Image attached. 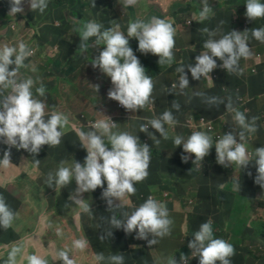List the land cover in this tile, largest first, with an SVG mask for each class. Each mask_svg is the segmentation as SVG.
<instances>
[{
    "label": "clouds",
    "instance_id": "clouds-1",
    "mask_svg": "<svg viewBox=\"0 0 264 264\" xmlns=\"http://www.w3.org/2000/svg\"><path fill=\"white\" fill-rule=\"evenodd\" d=\"M123 3L124 7L134 6L137 0H123ZM202 4V10L199 13L200 21L207 19L213 12L208 0H202ZM47 7L48 0H8L1 7L6 13L3 24L6 20L9 21L10 15L19 13L26 15L37 10L43 13ZM93 7H96L95 0H93ZM245 15L250 21L264 18V3H261V0H247ZM9 25L10 22L4 32L10 29ZM102 27L93 19L83 22L81 29L78 30L81 37L78 41L81 44L78 51L94 53L91 65L102 79V83L105 84L108 100L118 110L125 115L143 113L140 118L141 122L139 124L135 122L137 126L132 127L135 131L147 133L154 140L156 136L149 132L151 128L159 132L164 139H168L165 124L175 126L178 121L170 111H165L160 116L162 110L156 109L157 86L153 84L150 72L156 69L158 64L171 66L174 61L175 28L173 24L152 16L149 22L136 20L129 22L127 37L119 31L118 24L104 31H101ZM202 31L208 33L210 38L203 43V49L206 51L196 56L195 65L186 67L190 70L193 79L200 80L203 77L213 82L210 73L218 67L215 58L223 62L220 67L226 69L228 73L242 75L239 61L241 58L248 59L252 55L247 37L242 35V32L232 30L217 40L211 38L215 36V32L207 28ZM251 31L255 40L264 43V28H253ZM20 38L23 39L24 36ZM94 38H96L94 45L105 46L103 51L97 52L95 48H89L88 42ZM129 38L138 40V46L131 43V45H136V48L132 46L134 51L130 47ZM21 39L13 38L2 41L4 47L0 49V143L9 146L3 158L0 159V167L4 168L12 163L11 147L39 154L44 145L58 146L64 135L63 129L69 124V119L65 114L55 111L49 119L45 120V104L35 99L31 91L34 81L31 78L18 81L19 69L25 66V59L33 54L21 42ZM15 42H20L18 48L14 47ZM12 57L15 59L13 60ZM82 58L85 61V57ZM11 65H15V68L10 71ZM176 71L181 73L178 83L173 82L168 92L176 94L175 90L179 87L180 93L184 94V90L189 88L185 67L180 66ZM95 88L99 91V85H95ZM8 89L10 92L5 95V90ZM36 92L44 96L45 87L41 85ZM196 95L204 96L203 93H196ZM205 102L209 105L224 103L219 97H205ZM172 107L179 110L181 106L174 100ZM226 110L234 113L235 123L225 129L226 134L217 135L218 140L214 143L207 133L195 131L186 141L177 135L174 138V144L176 147L182 145L185 153L194 154L193 163L196 166L202 165L214 144L217 163L224 167L240 166L242 173L247 167H253L252 169L256 170V161L258 175L255 182L264 188V147L256 148V142L260 140V137L255 134L257 127L264 126L257 118L259 111L253 114L247 105H242L239 111L233 107L231 97L228 98ZM206 121L210 122L207 119ZM121 124L125 125V122L120 117L101 108L98 119L90 120L85 128L77 129L75 132L71 152L86 149L87 156L84 164L75 161L74 166L69 168L64 166L65 161H61L55 175L51 173L48 175L46 184L52 187L55 183L56 189L63 188L74 178L78 186L76 193L82 194L95 191L98 187L104 188L106 181L107 187L103 190L102 198L106 200L108 209L122 207L126 196L135 194L134 184L142 182L149 175L151 157L149 145L142 144L138 136H133L128 132H112V129ZM206 130L213 131L214 127L208 129L206 126ZM105 136L109 143L104 142ZM155 143L158 144L159 141L155 140ZM107 144L111 145L110 150ZM181 159L187 163L189 156L182 155ZM39 162L37 159L36 164L38 165ZM248 174L251 175L250 172ZM220 188L223 189V184ZM238 188L239 185L234 186V190ZM69 199L80 204L84 212L92 211L90 206L83 204V200L77 199L76 195H70ZM114 200H119L121 203L117 205ZM15 217L16 214L6 204L3 196H0V227L10 228ZM110 223L116 229L123 228L126 234H131L138 229L136 239L147 240L148 246L152 247L158 243L157 238L171 235L173 221L169 218L167 207L149 196L131 215L127 216L126 221L117 219L113 215ZM149 234L152 235V239H148ZM107 235L111 237L113 233L108 232ZM99 238L103 240L105 237L101 235ZM86 244L87 242L83 239L73 242L74 248L78 250H83ZM188 247L192 250V257H199V264H217V262L231 264L230 257L235 255L232 244L223 239L214 238L210 220L201 224ZM22 253V246L12 247L4 264H17V257ZM58 257L63 264H74L68 251L61 250ZM95 259L103 261L105 257L99 253ZM108 260L111 264H123L124 257L112 255ZM188 260V256L181 254V264H188ZM27 264H47V261L33 254L27 257ZM167 264H178V262L175 257H169Z\"/></svg>",
    "mask_w": 264,
    "mask_h": 264
},
{
    "label": "rangeland",
    "instance_id": "rangeland-1",
    "mask_svg": "<svg viewBox=\"0 0 264 264\" xmlns=\"http://www.w3.org/2000/svg\"><path fill=\"white\" fill-rule=\"evenodd\" d=\"M6 1L8 0H0V8ZM82 1L85 2L87 0ZM189 1L192 0H137L134 6L124 7L123 0H97L96 3H102L100 4L101 6L99 7L98 5L96 8H99L95 11L94 9L96 8H94L88 15L95 22L103 26L101 31L114 28L115 25L118 24L120 26L119 31L124 33L127 37V28L129 22H133V17L136 20H143L145 16L152 15V17L163 19L165 14L172 16L171 11L183 5L187 6ZM198 1H200V3L197 4V7L203 6L202 0ZM52 3L55 2L53 0H48V8L52 6ZM211 4L215 5L214 2ZM89 9V5L84 7L86 11H89ZM225 9L226 6H223L215 9V12L217 14V12L224 11ZM63 11L71 16L68 18V20L71 21V25L66 31V37L64 35L67 41L64 40L63 43H53L52 40L49 39L47 43L39 44L36 42L37 47L35 48L34 38L24 39L25 41L22 40L21 42L29 49L34 50V54L26 59L24 61L25 66L19 69L17 74L19 78L18 81L31 78L34 81L32 88H34L37 83L41 82L43 86L47 84L56 86L57 91L52 92L51 97L48 96L50 98V103L46 104L45 101L43 102L45 104V120L49 119L54 111L63 114L67 113L73 120H76L74 126H78L82 122L87 123L97 118L100 115V109L103 108L110 111L114 116L120 117L126 125L135 128L137 124L134 120L140 119L143 113L125 115L108 100L105 84L102 83V79L91 65L94 53L92 51H78L81 44L78 43L75 37V31L80 19L72 16L71 8ZM233 13L236 15V8H234ZM193 17L197 18L198 13H194ZM36 20L35 18L29 20V22H33L36 25L34 31H28L25 29V24L20 23L16 24L15 31L10 28L7 32H4L9 21L6 20L5 24H0V49L4 47L2 41L19 38L20 36L27 37L33 32L40 33L38 28L40 23ZM60 20H62V17L58 16L52 21L53 23H58ZM181 20L183 22H180L182 42L180 51L183 52L188 48L187 43L189 35L187 33L186 24L189 23L190 17L183 15ZM72 30L74 34L71 33ZM19 43L20 42H15L14 47L18 48ZM129 43L133 51L134 48L131 43H135L138 46V40L135 38H129ZM95 49L97 52L104 50L100 48ZM43 50H45V52H43ZM62 53L65 54L64 58H62ZM182 54L179 55V59L182 58ZM83 56L85 57V61H83L78 72L72 74V71ZM48 60L52 61L51 65L46 69L45 67L40 68V66H44ZM14 68L15 66L12 70H14ZM55 77H57V80L48 81V78ZM166 77L173 80L176 78V75L175 73H171ZM95 85H99V91L95 88ZM207 87L208 86L200 84L197 86V89ZM165 89H167V87ZM9 92L10 89L5 90L4 94L7 95ZM175 98L176 96H174V100ZM206 119L210 120L207 117ZM213 122L216 128L222 125L220 121ZM63 132L64 135L58 146L50 147L49 145H44L39 154H32L24 149L18 150L16 147H11L12 163L7 168L0 167V191L1 193L7 194L6 198H4L5 202L16 214L15 222L14 224L12 223L14 228H16V234L13 233L11 226L6 229L5 234L2 235L5 230L3 227H0V243L6 244L4 247H0V264H4L9 251L14 246H22L23 255L26 257L35 254L45 259L47 264H63L58 257V253L61 250L69 252L70 258L74 260V264H105L107 261L110 262L108 260L110 256L122 255L121 247L124 246V241L120 240L119 244H117L115 238L117 230L110 223V219L114 215V212L121 207H113L109 210L107 221L104 224H99L96 219H92L91 215H88V212L83 211L80 204L69 199L68 193L70 192V187L56 189L55 183H53L52 187L46 184L48 175L50 173L55 175V168L59 166V163L63 159L64 151H67V145L70 143V133L68 129H63ZM112 132L120 133V126H116V128L112 129ZM104 138L107 137L105 136ZM157 140L160 142V136L157 137ZM169 140H171V138L168 136V139H165L163 142ZM8 148V145L0 143V159L3 158V154ZM72 152L80 153L81 150ZM60 157L61 160H59ZM37 159L40 161L38 165L36 164ZM184 167L185 171L182 172L183 174L177 175L181 181L179 184L181 192L176 193V200L172 197L169 190H160L157 180L147 178V180L143 181L138 189H136L135 194L126 196L122 207L138 205L146 201L149 196L157 200L161 198L164 201L173 202L175 206V215H182V219L185 220L186 214L191 212V207L186 209V206H191L192 201L190 199L198 196L197 194L199 193L201 182L194 176V173H196V171L198 172L201 166H196L193 162L191 163L188 161L185 163ZM214 168H227V178L214 187L211 193L213 209L211 212H203L202 216L204 220L197 221L194 229L200 228L201 224L210 220L214 238L223 239L233 245L238 238L236 234L234 235L235 227L233 224L231 222H225L224 228H216V219L220 218L221 214V212H218V209L229 202H237L241 198L248 199V197H253V199L257 201L255 203H259V206L255 208L251 218L264 220V198H261L264 197V188L255 182L254 188L244 192V185L237 183L239 188L234 190L232 186L237 182V178L233 172L234 169H230L229 166L224 167L220 164H217ZM252 168L253 167H247L244 171ZM257 168L258 165L256 166V171ZM221 184H223V189L228 187L233 189L231 190V197L222 202L219 195V191L223 190L220 188ZM106 187L107 182L105 181L104 188ZM104 188L99 187L96 192H85L86 195L83 196V204L91 206L93 201L96 202L101 200ZM175 189L174 187V190ZM61 194L62 197L65 196V201L63 203L66 204V201L70 202L74 207L71 209L69 216L66 219H61L60 222V206L62 202L58 198H60ZM10 197L15 201L14 203L10 201ZM197 202H199V200H197L196 203ZM114 203L118 205L121 202L119 200H114ZM85 215H87V221L81 228V223L85 219ZM229 217L231 218V208H229ZM105 220L106 217L102 219V221ZM67 226H72L76 229L73 240L66 233ZM182 229L186 237V224L183 225ZM245 229H247L246 224ZM58 231L60 233L59 235ZM108 232H112L113 235L111 237L108 236ZM263 232L264 225L258 228L256 234H263ZM78 235L79 239H83L87 242L83 250L75 249L73 246V242L78 238ZM101 235L105 237L103 240L99 238ZM150 237L151 235L149 234L148 238ZM252 251L253 257H263L264 245L254 250L250 247H244L235 252L237 254H244V257L248 258L252 256ZM176 252L177 251L170 256L173 257ZM99 253L104 255L105 259L103 261H97L95 259L96 255ZM151 254L152 249L150 250V255ZM261 260L263 261V259ZM123 264H127L125 260ZM234 264L248 263L246 259H241Z\"/></svg>",
    "mask_w": 264,
    "mask_h": 264
},
{
    "label": "crops",
    "instance_id": "crops-1",
    "mask_svg": "<svg viewBox=\"0 0 264 264\" xmlns=\"http://www.w3.org/2000/svg\"><path fill=\"white\" fill-rule=\"evenodd\" d=\"M209 6L212 7L213 12L209 14V17L207 19H204L203 21H200V11L202 10L203 6H198L197 4L200 3L198 0H192L189 1L187 6L183 5L180 6L178 9L171 11L172 16L170 15H164L163 20H166L167 22H170L173 24V27L175 28V47L173 49L174 52V61L171 66L165 64L163 66L157 65V68L150 72V77H152L153 84L157 87H161L165 95H161V100L168 99L167 106L161 111L160 116L165 111L172 112L174 118L178 121V123L175 126H169L165 124V129L168 132V136L171 138V140L167 142H163L165 139L160 136L159 132H157L155 129L149 128V132L155 135L156 137L154 140L150 138V136L147 133L135 131L132 127L126 126V124L120 125V132H128L129 134L133 136H138L139 140L142 144H147L149 147H159L162 145L170 144L175 149V151L178 153V157L175 160V169H183L185 171V163L182 161L181 156L182 155H188L189 160L191 163L193 162L192 154L185 153L183 150V146H178L174 144V138L179 135L183 137L184 141L188 139V137L195 131H202L207 133L208 135L212 131L206 130V124H203L201 122V117H207L210 120V123L213 125L214 130L213 131H220L222 129H228L232 125H234L235 121L233 119L234 113L228 112L226 110V104L228 103V98L231 97L233 107L237 110H241L242 105H249L252 110H257L259 112H262L261 115H264V95L263 88H262V82L264 81V70H261V72H257L253 74L254 72L251 71L252 67H256L257 69L263 68L264 69V61L263 59L259 58L257 59V53L261 52L264 55V43H261L257 40H255L252 36L251 29L253 28H264V18H258L255 21H250L245 13H246V3L247 0H208ZM214 2L215 5H212L211 3ZM261 3H264V0H261ZM226 6V9L221 12H216L214 9H218L220 7ZM216 7V8H215ZM236 8V15H234L233 10ZM238 10H240L238 12ZM198 13V17L194 18L193 14ZM186 15L190 17L189 23L186 24L187 27V33L189 35L188 40V48L181 52L180 48L182 46L181 42V27L180 22H183L181 20L182 16ZM192 20L198 21L196 24V28L199 29V35L198 33H195L192 31V28L190 26V23ZM0 24H2L0 20ZM3 25V24H2ZM50 23H44L40 24L38 26L40 33L33 32L28 37L31 38H37L40 37V39L44 38V42H49V39H54L46 34H49L48 30L50 29ZM36 25L33 22H29L28 25H25V29L28 31H34ZM207 28L211 32H215V36L211 37L213 39H220L223 35H226L230 33L232 30H236L239 32H242V35L247 37L248 40V46L251 48L252 55L248 59L241 58L239 61L240 68L242 69L243 74L238 75L236 73H228L226 69H223L220 67V65L223 63L219 58H215L218 67L213 70L212 73H210L213 82L211 80L205 79L201 77L200 80L193 79L191 72L188 68H186L188 65H195L196 62V56L200 55L202 51H206L203 49V43L209 39L208 33H205L202 31V29ZM246 31V32H244ZM37 42V41H36ZM45 52V50H43ZM183 53V54H182ZM182 54V58L179 59V55ZM62 58L63 55H62ZM14 60L15 57H12ZM157 60H159V56H157ZM83 58L79 60L77 63L75 69L72 71L73 73L78 72L80 69V65L82 64ZM52 63V61H51ZM15 65H11L9 70L11 71L12 68ZM180 66L185 67V73L187 74V77L189 79V88L184 90V94L180 93L179 87L175 90L176 94L174 92H168L171 88V85L173 82L178 83L179 76L181 73H178L176 69ZM158 71V74L155 71ZM171 73H175L176 78L171 80L168 76ZM18 78V77H17ZM170 83V84H168ZM208 86L207 88H200L197 89L198 85ZM167 87V89H165ZM234 89V90H233ZM227 91V92H226ZM196 93H203L204 96L196 95ZM171 96V97H170ZM180 104V109L177 110L172 107V102L174 101ZM170 97V99H169ZM205 97H219L221 100L224 101V103H221L219 105H209L205 102ZM194 109L200 111L202 115L196 114ZM65 115L69 119V124L66 126L68 129V132L75 136V132L77 129L85 128L87 126V123H81L78 126H74L76 123V120H73L67 113ZM220 121L221 126L216 128L214 126L213 121ZM144 123H147L146 120H143ZM257 130L255 131V134L260 137V140L256 142V148L264 147V126L263 127H257ZM160 136V142L157 144L155 143V140H157V137ZM104 142L109 143L107 138H104ZM163 142V143H161ZM214 143V142H213ZM152 147V148H153ZM111 148H109L110 150ZM210 153L217 155L215 144L213 145L212 149L210 150ZM87 156V150L84 149L80 153L71 152L68 155H64L63 159L61 161H65L66 167H73L75 164V161L80 162L82 165L85 162V157ZM68 157V158H67ZM20 158V154H19ZM67 158V159H65ZM154 157L150 159V165H149V175L147 178H153L157 180L159 184V188L161 191H170V194L173 193V198L176 200V193L174 192V183L170 179H166L164 182H160L152 173V165H153ZM102 162V161H101ZM61 162L59 163V166L55 168V172L60 167ZM257 164L255 161V168ZM197 172V171H196ZM251 173L249 175L248 173ZM258 175V172L255 169L247 170L241 173L240 177L237 178V182L234 184L237 185L240 182H245L240 185L243 186L244 192L249 191L250 189L254 188L255 180ZM227 176V175H225ZM144 179L143 181L147 180ZM142 181V182H143ZM201 182V185L199 186V193L198 196H195L194 198H191V206H186V209L191 207V212L186 214L185 220L182 219V215H175L174 213V205L173 202H167L159 198L160 201L165 202V206L167 207V210L169 212V218L173 221V224L171 226V235L165 236L164 238H157L158 243L156 245H153L152 247L148 246L147 240L144 239H136V235L138 232V229L131 234H126L123 228L116 229L115 238L117 244H119L120 240L124 241V247H127L130 250H138L142 252L147 258H149L148 263L149 264H167V259L171 257L170 255L174 253L176 254L173 256L177 260L178 264H181L180 262V256L181 254H184L185 256L189 257L188 264H199V257H192V250L188 247V244L194 240V234L198 229H194L193 233L191 235H188V232L185 235V232L183 231V225L186 224L187 230L190 229V227L193 225L196 219H201V215L203 212H211L213 209V205L211 202V193L214 189V187L217 186L218 183L222 181H211L209 182V179H199ZM142 182H137L134 184L135 189H138L140 184ZM233 184V188L234 185ZM70 187V192L68 193V196L70 195H76L77 199H82L83 196L86 195V193L77 194V183L75 179L71 181L70 184L65 186L64 188ZM99 189V187L93 191L96 192ZM1 190V189H0ZM231 190L230 187L224 188L223 190L219 191L220 199L222 201H226L231 197ZM14 194V193H13ZM0 196H3V198H6V193H1ZM264 198V197H261ZM199 200V202L196 203V201ZM11 202H15L12 197H10ZM252 197L251 203L247 202V199L241 198L237 202H232L231 207V218L229 217V209H226L225 211H222L220 214V220L222 223H229L231 222L233 226L235 227V233L237 235V240L233 244L235 251L239 250L240 248L244 247H250L253 250L259 248V246L264 245V232L263 234H256L257 228L260 225H264V220L261 219H252L251 215L255 208L259 206V203ZM141 204L135 206H127V207H121L118 208L114 215L117 219H120L122 221H126L127 216L131 215V213L138 208ZM66 207H74V205L67 204ZM91 212H88V215H91L92 219H96L99 224H104L107 221L108 216V205L105 199L101 198L99 201H93L91 206ZM106 217L105 221H102ZM87 221V215H85V219L81 223V228L83 225H85ZM15 222V219L13 221V224ZM245 224L247 225V229H245ZM2 235L5 234L6 229H4ZM76 229H74L72 226L70 229H67V234L70 236V238L73 240L74 232ZM12 231L14 234H16V228L12 225ZM1 235V236H2ZM151 235V234H150ZM152 235L148 239H152ZM15 239V238H14ZM79 239L78 238L76 240ZM6 244L0 243V247H4ZM135 246V247H133ZM152 249V254L150 255V250ZM253 255V251H252ZM252 257V258H250ZM248 258H245L247 260L248 264H257L259 260L263 259V257H253L250 256ZM244 259V260H245ZM241 260L240 254H237L235 252V255L230 257L231 264L236 263L237 261ZM17 264H27V257L25 255L18 256L17 257ZM105 264H111L110 262H106ZM219 264V262H217Z\"/></svg>",
    "mask_w": 264,
    "mask_h": 264
},
{
    "label": "trees",
    "instance_id": "trees-1",
    "mask_svg": "<svg viewBox=\"0 0 264 264\" xmlns=\"http://www.w3.org/2000/svg\"><path fill=\"white\" fill-rule=\"evenodd\" d=\"M54 2L55 3H52V6H50L49 8L47 7L43 13H40L37 10L35 12L32 11L30 13V15H22V13H19L17 15H15V14L10 15L8 17L9 22L11 25H13L14 28H16V24H20V23L25 24L26 21H28L26 23V25H28L29 20L32 18L37 19L36 21L39 22L40 24L50 23L51 26H50V29L48 30L49 34H46V35L56 39V41L58 43H63L64 40L67 41L65 38L66 37V31H67V29H69V27L71 25V21L68 20V18L71 16L67 15L65 13V11H63V10L71 8L72 16H75L78 19H80L78 21L77 28L75 31V37L79 41V40H81V37L79 36L78 30L81 29V25L85 21L89 22L92 18L89 17L88 14L91 13V11L94 8H96L98 5L100 7L101 6L100 4H102V3H96L97 0H95L96 7H93V0H87L85 2L82 0H54ZM86 5H89V7H90L89 11L84 10V7ZM98 8L94 9V11L97 10ZM239 11L240 10H238V12ZM58 16L62 17V20H60L58 23H53L52 20H55ZM151 16L152 15L145 16L142 21L149 22L151 20ZM5 18H6V13L3 9L0 8V20H1L2 24L5 22ZM134 21H136V19L133 17V22ZM197 22L198 21L192 20L190 23V26L192 28V31L195 33H198V35H199V29L196 28ZM71 33L74 34L73 30ZM64 35H65V37H64ZM18 39H21V38L19 37ZM95 39L96 38H94L93 40H90L88 42L90 45L89 48H102V49H104L105 46H103V45L97 46V45L93 44L95 42ZM132 46L136 48L135 44H132ZM62 55H63V57L65 56L64 53H62ZM50 65H51V61L48 60V61H46V64L44 66H40V68L45 67V69H46ZM261 70H264V69L259 68L257 71L261 72ZM155 72L158 74L157 70ZM253 74H255V73H253ZM50 80H57V77L48 78V81H50ZM41 83H37V85L31 89V91L33 93V97L35 99L42 101V102L45 101L46 104H49L50 103L49 97H51L52 92L57 91V88L55 85L51 86V85L47 84L46 86H44L45 87V95L40 96L36 92V89L41 86ZM263 83H264V81L262 82V88H263ZM168 84H170V83H168ZM161 95H165V92L161 87H157V93H156V104H157L156 109L157 110H163L167 106V100L166 99L161 100V98H160ZM247 106H249V105H247ZM251 110H252V108H251ZM194 111L196 112V114L202 115V113L200 111H198L196 109H194ZM252 113L257 114L258 111L252 110ZM97 119H98V117H97ZM134 121L137 124H139L141 122L140 119H135ZM224 134H226L225 129H222L218 132L212 131L209 135L212 137V140L214 142V141L218 140V136H223ZM74 139H75V136L73 137V135L70 134V143L67 145V148H66L67 151H64V155H68L71 153V146L73 144ZM107 145H109V148H111L110 144H107ZM152 147H150V157L151 158L154 157V160H153L151 173L161 183L164 182L166 179L172 180V182L174 183L175 188H176L174 190V192L175 193L181 192V188L179 187V184L181 183V181L177 177V175L183 174L182 172L184 170L180 169V168L175 169V160L178 157V153L175 151V149L170 144L162 145L159 147H153V148ZM192 159L195 160L194 154H192ZM59 160H61V157L59 158ZM217 164H218L217 163V155L210 153L209 155H207L205 157L204 161L202 162V165H199V166H201V169H198V172L194 173V176L198 179H209V182H211L213 180L214 181L224 180L225 178H227V176H225V175H227L226 174L227 168L215 169L214 167H216ZM229 168L234 169L233 172H234L235 177L241 176L240 166L229 165ZM243 183H245V182H240L239 184H243ZM171 195L173 197V193ZM58 199L62 202V204L60 206L61 210H60V218H59V221L61 222V219H66L69 216L70 211L73 207H66L67 204H71V203L67 202V201H66V204L63 203L65 201V196L62 197V194L60 195V198H58ZM251 201H252V197H248L247 202L251 203ZM232 204H233L232 202L225 204L224 206H222L221 208L218 209V212H222V211H225L226 209L231 208ZM214 213H216V212H214ZM203 220H204L203 216L201 217V219H196L195 222L193 223V225L190 227V229L187 230L188 235H191L193 233L197 221H203ZM215 224H216V228H220V229L224 228V223L221 222L220 218L216 219ZM260 226H263V225H260ZM70 227L71 226H67V229H70ZM258 228H257V231H258ZM121 252H122V256L124 257V260L126 261L127 264H149L148 263L149 258H147L142 252H140L138 250H130L127 247L122 246ZM240 258L242 260H244L245 259L244 254H240ZM257 264H264V262L262 260H259V262H257Z\"/></svg>",
    "mask_w": 264,
    "mask_h": 264
},
{
    "label": "built area",
    "instance_id": "built-area-1",
    "mask_svg": "<svg viewBox=\"0 0 264 264\" xmlns=\"http://www.w3.org/2000/svg\"><path fill=\"white\" fill-rule=\"evenodd\" d=\"M26 15H30V14H26ZM28 21H26L25 22V25H26V23H27ZM9 28H11L13 31H15L16 30V28H14L13 27V25H9ZM26 40V39H31V37H26V36H24V38L23 39H21V41L22 40ZM33 39V38H32ZM35 40H34V45H35V48L37 47V44H36V41H37V43H39V44H42V43H47V42H44L43 40H44V38L43 39H40V37H37V38H34ZM24 40V41H25ZM52 40V42L54 43H58L57 41H56V39H51ZM31 51H32V53L34 54V50L33 49H30ZM41 50H42V48H41ZM33 54L31 55V56H33ZM30 56V57H31ZM258 57L259 58H261V59H263V61H264V55L261 53V52H258L257 53V59H258ZM29 58V57H28ZM28 58H26V59H28ZM25 59V60H26ZM258 69L256 68V67H252L251 68V71L252 72H254V73H257L258 71H257ZM263 95H264V83H263V93H262ZM262 114V112H259L258 114H257V118H258V120H259V122H260V124L261 125H263L264 124V115H261ZM201 122L203 123V124H206L207 125V128L208 129H212L213 128V125L210 123V122H208V121H206V119L204 118V117H202L201 118Z\"/></svg>",
    "mask_w": 264,
    "mask_h": 264
},
{
    "label": "flooded vegetation",
    "instance_id": "flooded-vegetation-1",
    "mask_svg": "<svg viewBox=\"0 0 264 264\" xmlns=\"http://www.w3.org/2000/svg\"><path fill=\"white\" fill-rule=\"evenodd\" d=\"M155 200H157V199H155ZM158 201V200H157ZM145 202V201H144ZM144 202H142V203H144ZM161 203H163L164 205H165V202H163V201H160Z\"/></svg>",
    "mask_w": 264,
    "mask_h": 264
}]
</instances>
